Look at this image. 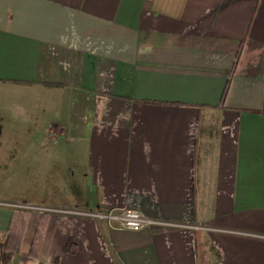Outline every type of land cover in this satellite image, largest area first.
Instances as JSON below:
<instances>
[{
  "label": "crops",
  "instance_id": "obj_1",
  "mask_svg": "<svg viewBox=\"0 0 264 264\" xmlns=\"http://www.w3.org/2000/svg\"><path fill=\"white\" fill-rule=\"evenodd\" d=\"M18 203L9 264H264V0H0V235Z\"/></svg>",
  "mask_w": 264,
  "mask_h": 264
},
{
  "label": "built area",
  "instance_id": "obj_2",
  "mask_svg": "<svg viewBox=\"0 0 264 264\" xmlns=\"http://www.w3.org/2000/svg\"><path fill=\"white\" fill-rule=\"evenodd\" d=\"M16 208L31 209L32 206L18 203ZM88 214L104 219L109 226L115 228L137 229L145 226H171L173 223L146 216L136 208L109 209L103 212H87Z\"/></svg>",
  "mask_w": 264,
  "mask_h": 264
},
{
  "label": "trees",
  "instance_id": "obj_3",
  "mask_svg": "<svg viewBox=\"0 0 264 264\" xmlns=\"http://www.w3.org/2000/svg\"><path fill=\"white\" fill-rule=\"evenodd\" d=\"M27 212L28 211L26 209L15 208L6 234L0 235V264H9L13 254L17 252L19 240L26 221ZM44 218L45 216L42 214L35 232L33 244L31 246L30 252H32V254L35 253L34 250L37 246V242L42 236L44 229Z\"/></svg>",
  "mask_w": 264,
  "mask_h": 264
}]
</instances>
